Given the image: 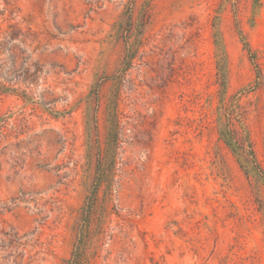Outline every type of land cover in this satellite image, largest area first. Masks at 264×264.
I'll list each match as a JSON object with an SVG mask.
<instances>
[{
	"label": "rangeland",
	"instance_id": "obj_1",
	"mask_svg": "<svg viewBox=\"0 0 264 264\" xmlns=\"http://www.w3.org/2000/svg\"><path fill=\"white\" fill-rule=\"evenodd\" d=\"M0 264H264V0H0Z\"/></svg>",
	"mask_w": 264,
	"mask_h": 264
},
{
	"label": "trees",
	"instance_id": "obj_2",
	"mask_svg": "<svg viewBox=\"0 0 264 264\" xmlns=\"http://www.w3.org/2000/svg\"><path fill=\"white\" fill-rule=\"evenodd\" d=\"M245 48L249 51V47L248 45L245 43ZM121 130V126L120 123L118 121V117L117 114L114 113L111 117L110 120V128H109V132H108V149H113L115 150V148L117 147V137L118 134ZM230 135H228V137H226V142L229 144V146H237L238 143H240L241 139L238 136V131L236 129L235 126L231 127L230 130ZM243 148V147H242ZM242 150H245L244 148Z\"/></svg>",
	"mask_w": 264,
	"mask_h": 264
}]
</instances>
